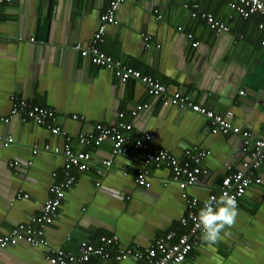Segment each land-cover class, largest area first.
<instances>
[{
	"label": "crops",
	"instance_id": "crops-1",
	"mask_svg": "<svg viewBox=\"0 0 264 264\" xmlns=\"http://www.w3.org/2000/svg\"><path fill=\"white\" fill-rule=\"evenodd\" d=\"M110 1L12 0L0 6V232L10 233L41 215L51 183L62 177L64 145L91 155L89 169L76 173L53 222L45 227L47 246L8 247L0 252V264H49L47 256L57 250L77 257L83 243L99 245L100 236L142 249L168 232L187 233L180 223L187 208L169 170L149 167V187L135 183L144 155L132 142L145 131L154 135V146L179 159L185 149L206 151L202 166L207 173L187 190L200 204L249 156L241 136L212 134L203 116L164 105L140 82H123L80 56L75 45L92 44ZM228 2L125 0L116 13L117 25H107L96 46L122 66L169 90L183 91L216 114L232 111L233 124L248 130L252 139L264 138V31L259 29L264 21L255 26ZM193 4L227 25L229 32L216 35L200 16L192 17ZM192 41L198 47L192 48ZM16 99L53 110V125L66 135L53 136L21 115L10 116ZM138 104L149 108L131 117ZM121 111L126 112L121 120L132 125L127 133L130 150L105 167L111 145H80L78 137L93 132L97 124H115ZM8 138L13 141L5 146ZM255 176L261 182L239 200L230 235L212 246L200 237L182 264H264V160ZM105 249L109 257H92L90 264H145L117 262L114 247Z\"/></svg>",
	"mask_w": 264,
	"mask_h": 264
},
{
	"label": "built area",
	"instance_id": "built-area-1",
	"mask_svg": "<svg viewBox=\"0 0 264 264\" xmlns=\"http://www.w3.org/2000/svg\"><path fill=\"white\" fill-rule=\"evenodd\" d=\"M11 1L0 0V6ZM124 1L111 0L109 2L106 11L99 17V25L91 38L92 44L86 46L78 43L75 45L76 50L82 58H88L92 64L110 71L123 82L130 80L140 82L148 95L161 98L164 105L189 110L203 116L210 121V133L241 136L243 145L250 148L248 158L241 163L236 171L223 177L217 190L208 197V199L213 196L218 198L224 192H227L229 195L234 196L237 203H239V200L252 184L261 182L260 177L255 176V172L261 161L264 160V138L252 139L248 130L233 124L231 121L232 111H227L224 115L216 114L214 111L193 102L190 96L183 91L176 88L169 90L159 81L142 75L137 70L122 66L120 62L115 61L111 56L99 50L96 43L101 41L107 25H117L116 13ZM228 6L244 19L251 16H260L264 19V0H229ZM184 7H187V4ZM190 8L192 9L191 16H200L216 35L229 32V27L216 20L211 14L198 12L196 4L191 5ZM259 29L264 31V22L259 25ZM187 37L191 40L193 38L191 34H188ZM144 40L146 42L145 46L148 47L149 37ZM198 45V42L192 41L191 47L196 48ZM157 47L160 46L157 45ZM240 94L243 95V92H240ZM148 108V104H138L130 111L129 115L136 117ZM9 115H21L25 120L31 121L37 126L46 127L53 136L66 135L65 131L53 125L55 121L53 110L35 106L25 99L14 100ZM125 116L126 112L121 111L118 113L119 121L115 124H97L93 132H87L78 137L80 145L99 147L105 142L111 145L110 157L102 162L105 167L112 165L114 157L125 155L130 150V139L127 133L131 131L132 125L121 120ZM1 120L7 121V119ZM153 140L154 135L150 131H145L132 142V148L142 151L144 155L141 167L136 173L135 183L139 187H149V167L169 170L171 181L177 185L180 197L187 208L186 215L180 219V223L187 229V233L176 235L173 232H168L158 238L153 245L142 249L124 247L118 243L119 241L117 242L116 238L100 236L98 239L99 245L83 243V253L77 257L62 250L52 252L46 258L49 264H90L92 257L107 259L109 253L105 248L108 246L114 247V259L117 262L125 261L124 257H127V260L144 261L145 264H182L186 260L201 237V229L197 225L199 211L204 206V202L200 204L197 198L188 194L187 190L195 186L199 178L207 173L202 166L206 151L199 148L185 149L183 159H179L168 150L154 146ZM12 141L13 138H8L4 145L6 146L8 142ZM45 149L49 150V146H46ZM62 150L64 158L62 177L60 180L51 183L49 196L43 204L41 215L32 220L36 224L19 225L7 234L0 232V252L21 243L33 248L47 246L45 227L53 222V218L57 215V210L64 199L65 191L76 181V173L87 171L91 159L90 153L75 152L69 144L64 145ZM55 151L58 152V149H55ZM33 153H37V150H34ZM17 164L15 162L12 166ZM98 174L100 175L101 172L99 171ZM52 176L56 177V174L53 173Z\"/></svg>",
	"mask_w": 264,
	"mask_h": 264
},
{
	"label": "clouds",
	"instance_id": "clouds-1",
	"mask_svg": "<svg viewBox=\"0 0 264 264\" xmlns=\"http://www.w3.org/2000/svg\"><path fill=\"white\" fill-rule=\"evenodd\" d=\"M238 216V203L234 196L224 192L218 198L213 196L204 202L198 215L201 240L209 245L219 244L230 231ZM223 234V235H222ZM127 257L124 260L127 261Z\"/></svg>",
	"mask_w": 264,
	"mask_h": 264
},
{
	"label": "trees",
	"instance_id": "trees-1",
	"mask_svg": "<svg viewBox=\"0 0 264 264\" xmlns=\"http://www.w3.org/2000/svg\"><path fill=\"white\" fill-rule=\"evenodd\" d=\"M221 1H223V0H219V2H221ZM235 12V11H234ZM252 18V19H251ZM196 19H199V18H196ZM247 20H251V21H253V22H255V26H256V24L258 25V23L260 24L261 22H263L264 21V19L262 18V17H260V16H251V17H249V18H247ZM201 21V20H200ZM204 23V22H203ZM249 23L250 22H248V25H249ZM73 173H74V171H73Z\"/></svg>",
	"mask_w": 264,
	"mask_h": 264
}]
</instances>
